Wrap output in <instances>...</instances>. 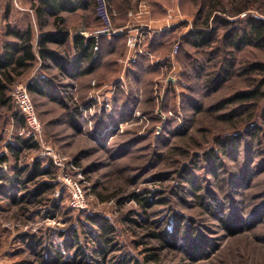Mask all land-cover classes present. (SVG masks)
I'll use <instances>...</instances> for the list:
<instances>
[{"label":"rangeland","instance_id":"rangeland-1","mask_svg":"<svg viewBox=\"0 0 264 264\" xmlns=\"http://www.w3.org/2000/svg\"><path fill=\"white\" fill-rule=\"evenodd\" d=\"M36 1L0 0V57L4 44L15 41L6 33L9 27L24 30L30 24L36 47L39 32L31 10ZM124 1L118 0L119 4ZM128 1L127 23L120 27L122 34L130 29L134 34L135 28L143 24L162 28L161 32L147 33L143 41L151 53L146 65L154 69L145 81L136 80L134 61L140 57L132 58L125 36L124 52L116 59L115 73L108 75L99 70L78 82L59 77L72 99L62 94L57 101L29 93L41 125L35 136L26 122L22 126L15 117L20 110L12 92L19 85L26 86L42 75L55 76L58 71H45L38 61L7 88L6 96L11 100L5 105L0 103V155H9L6 145L15 143L18 136L31 137L38 147L24 152L18 166H30L36 160L43 166L51 164L52 178L42 179L51 180L54 187L43 196L42 203L34 206V200L20 192L18 186L15 198L0 196V264H40L74 230L82 246L91 249L95 243L83 233L89 232L86 216L90 214L106 217L114 225L116 239L122 245L119 257L126 252L141 261L155 251L161 264H264V215L260 222L251 221L264 213V100L252 108L221 104L252 83L242 70L253 61L264 63V49L243 48L237 52L233 76L211 92L205 84V71L197 67L213 60L202 48L194 49L185 42L187 32L200 22L196 16L204 0ZM206 1V5L219 7L210 19L212 27L219 24L218 17L239 24L246 13H264V0ZM247 2L248 9L228 15ZM114 12L116 15L115 9ZM64 17L72 32L83 29L89 34L101 29L89 9ZM167 23L170 27H164ZM50 29L51 25L45 27ZM165 33L166 37H161ZM222 33L219 29L218 35ZM150 40L162 45L152 50ZM260 80L262 76L253 83ZM73 99L78 112L71 118L67 111ZM194 106L201 110L196 112ZM231 112L241 113L244 120L223 118ZM248 122L260 127L255 136L254 125ZM236 133H242L241 142L224 153L217 140ZM212 148L219 152L223 165L217 174L211 173L204 159ZM14 164L12 158L0 162V172L12 176ZM185 172L199 189L184 178ZM250 174L252 178L245 184L242 177ZM69 183L77 184L82 192L76 207L71 205ZM145 195L165 203H158L147 215L137 202V197ZM233 213L237 218L231 223L242 228L235 234L221 223L222 216L229 219ZM145 217L155 224L143 228L131 222ZM176 219H180L182 228L173 246L150 236V231L162 230L165 222L167 227L173 226L175 233ZM37 241L41 242L38 247ZM192 252L195 260L190 256ZM73 256L72 251L65 253V257Z\"/></svg>","mask_w":264,"mask_h":264},{"label":"trees","instance_id":"trees-1","mask_svg":"<svg viewBox=\"0 0 264 264\" xmlns=\"http://www.w3.org/2000/svg\"><path fill=\"white\" fill-rule=\"evenodd\" d=\"M106 1L111 13L113 26L116 28L124 26L127 23V8L130 7L129 1L126 0L122 4H119L118 0ZM205 1L200 4L196 16V21L200 19V22H195L194 26L187 32L185 42L194 49L202 48L210 56L209 59L213 60L208 65L202 63L197 67L198 71H205V84L207 89L213 92L233 76L235 65L238 62L237 52L243 48L264 49V13L262 15L246 13L245 18L239 21V24L238 21L218 17L219 24L212 27L210 19L213 12L219 10V7L215 4L206 5L207 1ZM154 2L158 4L156 1ZM254 2H259V0H255ZM94 5L95 0H37L34 2L31 5V10H33L37 19L39 32L36 38V47L33 43L34 33L30 24L24 30L16 27H9L7 29V35L12 36L15 41H8L4 44L3 53L0 57V103L2 105L7 104L11 100L9 96H6L8 86L13 84L16 77L26 73L38 61L45 71L56 69L58 74L52 77L42 75L29 81L26 84L27 90L29 93L47 96L57 101H60V95H68L65 88L66 85H63L60 78L62 80L78 82L97 74L99 70L107 71L108 75L115 73L116 59L124 52L125 34L100 35L96 39L91 35L85 36L83 30L72 32L66 26L64 14L77 13L87 9L91 11L92 18L98 22L94 12ZM248 6V2L238 5L234 9V12H229L228 15H236L248 9ZM114 9L116 10V15ZM161 13L163 12L161 11ZM48 25H51V29L45 30V27ZM98 25L100 26L99 22ZM219 29L223 31L220 36L218 35ZM166 35L167 33L161 37H166ZM161 45L157 41L152 42L150 40L149 42V48L152 50ZM139 57L140 59L134 61L135 77L137 81H145L147 75L152 74V70L154 69L151 68V70L150 66L146 65L147 59L144 56ZM242 71L251 79L252 83L247 88L236 91L224 99L221 103L223 107L238 104L247 106V108H249V105H252V108L256 103L264 100V63L258 61L250 62ZM259 76H262V80L254 84V79ZM68 97L72 99L70 95ZM71 103L72 105L69 106L67 112L71 118H74L78 109L74 99ZM193 108L196 112L201 110L196 106ZM240 114L231 112L224 115L223 118L230 121L244 120V117ZM250 115L251 112L249 113V117ZM15 117L19 120L20 125H25L24 115L20 111L15 112ZM251 123L253 122H248L247 124L250 125ZM253 125L251 124L250 126ZM259 130L260 127L254 125L252 136H255L256 131L258 132ZM241 135L242 133H236L226 136V138L217 140V143L223 145L222 151L226 153L229 148L231 149L232 145L241 142ZM6 146L9 155H0V162H5L9 158H12L15 164L12 176L0 172V196H10L13 199L16 197L17 189L20 188V192L24 191L27 197L34 200L33 206L35 203H42L43 196L54 187V183L51 180L42 179L44 177L52 178L51 164L43 166L39 160H36L30 166H18L24 152L38 147L31 137L22 138L18 136L15 143H8ZM216 150L214 151V148H212L204 157L208 163L209 170L214 174H217V170L223 166L221 158L218 156L219 152ZM246 169L248 168L246 167ZM245 173L247 174V172ZM184 178L191 186L199 189V186L195 184L193 177L188 172H185ZM251 178V174L242 177L245 184L250 182ZM31 184H37V186H31V188ZM26 202L28 201L26 200ZM137 202L147 215L149 209L155 207L158 203H165L163 199H153L150 195L137 197ZM262 215L264 213L254 216L251 220L252 224L260 222ZM234 218H237L234 213L229 219L226 216L221 217L223 227L233 234L242 229L231 223ZM86 220L87 224H89V232L83 231V233L84 235H88L90 240L95 243L94 247L87 249L85 246H82L78 231L74 230L71 237L64 240L60 247H55L52 250V256L47 258V260H42L40 264H161L159 256L153 249H147V251L153 250L154 252L147 253L141 261L126 252H122V256L119 257L117 252L122 250V245L116 239L114 225L106 217L98 214L87 215ZM131 222L143 228L155 224L148 217L140 221L131 220ZM167 226L168 223L165 222L163 223L162 230L150 231L149 234L153 239L173 246L177 240L176 233L180 232L182 228L180 219H176L175 221V233H172L174 232L172 225L170 227ZM197 238L200 241H204V238L199 234H197ZM40 244V241L35 243L36 247L40 246ZM70 251L73 252L74 256L70 258L65 257V253ZM190 256L194 260L196 259L194 252Z\"/></svg>","mask_w":264,"mask_h":264},{"label":"built area","instance_id":"built-area-1","mask_svg":"<svg viewBox=\"0 0 264 264\" xmlns=\"http://www.w3.org/2000/svg\"><path fill=\"white\" fill-rule=\"evenodd\" d=\"M94 12L96 19L98 20L101 26V29H98L89 34L83 32L85 36L91 35L97 39L100 35H116L124 32L121 28H115L113 26L111 13L109 11V7L106 0H95ZM164 27H170V24L167 23V25H165ZM151 30V27H149L148 25L137 26L135 28L134 34L132 33L131 29L127 30L126 46L128 48V52L132 54V58H135L138 55H144L145 57L151 56L149 49L143 46V41L146 38V34L149 33ZM158 30L161 31L162 28H159ZM177 49L178 44H176L174 47L175 51ZM12 97L16 106L24 115L25 122L27 124L28 129L32 132V135L35 136L39 134L41 131V125L36 116L27 87L23 85L17 86L12 92ZM107 98L109 99V96H107ZM108 99L106 101L107 106L110 105L108 104ZM69 187L70 192L72 194L71 205L73 207H76L82 199V192L79 186L75 183H69Z\"/></svg>","mask_w":264,"mask_h":264},{"label":"crops","instance_id":"crops-1","mask_svg":"<svg viewBox=\"0 0 264 264\" xmlns=\"http://www.w3.org/2000/svg\"><path fill=\"white\" fill-rule=\"evenodd\" d=\"M143 25H148L149 27H151V29H153V30H151V31H153V32H154L155 30L158 31V32H161V31H159V30H157V29H154V28H153L151 25H149V24H143ZM136 26H137V25H136ZM138 26H139V25H138ZM80 30H83V29H80ZM151 31H150V32H151ZM125 36H126V34H125ZM138 56H144V55H138ZM144 57H145V56H144ZM145 58H146V57H145Z\"/></svg>","mask_w":264,"mask_h":264}]
</instances>
